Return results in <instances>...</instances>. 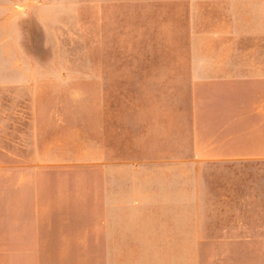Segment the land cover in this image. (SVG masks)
Segmentation results:
<instances>
[{"label":"rangeland","instance_id":"rangeland-1","mask_svg":"<svg viewBox=\"0 0 264 264\" xmlns=\"http://www.w3.org/2000/svg\"><path fill=\"white\" fill-rule=\"evenodd\" d=\"M263 58L264 0H0V264L260 263L263 162L174 161L167 106Z\"/></svg>","mask_w":264,"mask_h":264},{"label":"crops","instance_id":"crops-1","mask_svg":"<svg viewBox=\"0 0 264 264\" xmlns=\"http://www.w3.org/2000/svg\"><path fill=\"white\" fill-rule=\"evenodd\" d=\"M182 83L179 98L169 90L176 101L167 106V118H174L177 127L168 132L167 141L171 149L182 151L170 156L174 161L186 167L236 161L264 164V58L245 64H184ZM183 231L181 238L190 246L224 238L221 228L194 226ZM257 237L253 233L247 241L256 244L262 239ZM232 264H264V259L257 263L256 258H238Z\"/></svg>","mask_w":264,"mask_h":264}]
</instances>
